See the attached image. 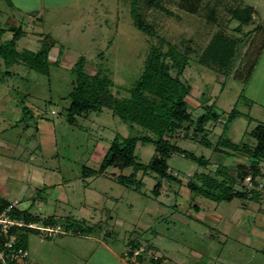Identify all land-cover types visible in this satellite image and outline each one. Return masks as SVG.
<instances>
[{"label": "rangeland", "instance_id": "1", "mask_svg": "<svg viewBox=\"0 0 264 264\" xmlns=\"http://www.w3.org/2000/svg\"><path fill=\"white\" fill-rule=\"evenodd\" d=\"M155 1H159L160 9L152 6ZM183 1L0 0V30H4L0 43L11 39L12 26L25 33L17 43V51L37 52L41 36L55 43L49 54V76L21 64L6 67L0 61V140L10 144L6 151L0 148V156L12 158L25 173L10 171L4 183L9 190L5 199L17 200L19 208H29L31 215L40 204L47 211L55 209L57 217H53L59 222L52 227L62 231L50 238L41 232L28 233L29 263L109 264L105 259H112L111 264H117L113 259H128L132 242L139 249L152 247L140 258L148 263L167 257L168 264H264V161L259 163L256 185L252 186L249 178L243 183L259 192V203L193 199L185 185L194 175L213 173L220 165H248L249 160L245 153L222 148L232 155L226 157L213 148L182 139V131L174 135L177 146L208 159L211 165L204 169L178 154L172 155L168 166L181 184L164 181L160 196L155 198L152 190L157 180L150 172L137 173L139 193L115 182L119 175L129 176L131 169L109 168L103 175L91 174L98 171L116 137L133 135L127 124L107 109L76 116L73 124L66 119L74 81L71 69L80 58L85 60L87 74L107 76L114 85L112 94L124 98L142 74L151 47L161 44L164 54L168 45L181 53L188 46L195 52L189 55L190 62L181 79L191 87L187 101L193 121L204 112L197 108L200 104L208 107L214 103L213 113L221 114L220 121L209 122L205 128V137L214 146L222 134L221 124L235 108L241 115L231 124L227 137L235 144L255 146L251 133L264 126V49L246 81V73H242L248 69L241 68L257 57L264 30L234 45L231 70L225 76L218 74V67L207 69L199 61L218 28L223 27L227 41L240 37L233 32L236 23L230 18L228 5L252 7L253 27L264 28V0H222L216 24L205 20V4L210 0L200 2L201 9L195 15L179 8ZM133 3L137 14L153 25L156 38L135 28L130 15ZM4 72L14 75L2 78ZM240 75L243 80H236ZM24 97L31 115L22 116L19 101ZM194 129L190 128L188 134ZM134 134L139 139L145 136L138 128ZM135 154L137 162L147 165L155 155V147L139 142ZM34 176L40 186L30 184ZM28 189L40 191L41 199L28 202ZM68 221L74 228L79 224V228L91 230L79 236L74 228L67 229ZM99 242L107 244L113 258L100 252Z\"/></svg>", "mask_w": 264, "mask_h": 264}, {"label": "trees", "instance_id": "2", "mask_svg": "<svg viewBox=\"0 0 264 264\" xmlns=\"http://www.w3.org/2000/svg\"><path fill=\"white\" fill-rule=\"evenodd\" d=\"M204 0H184L179 3V8L189 15H195L201 9L198 4ZM222 0H210L205 4V20H209L211 24H216V12L219 3ZM213 2V3H212ZM212 3V4H211ZM149 4H151L149 2ZM225 4H228V2ZM153 7L160 9L159 1L152 4ZM229 14L232 21L236 23L233 28L234 33L240 35L239 38L227 41L225 38L223 27L218 28L217 33L213 37L211 43L206 47L201 54L200 61L205 68L210 69L213 66L221 69L218 74L223 76L229 74L227 71L231 70V60L234 57V45H241L252 34L263 32L264 28L260 25H254L253 17L254 10L250 6L228 5ZM198 7V9H197ZM226 10V11H228ZM131 19L137 30L146 34L150 38L153 37L154 27L146 21V18L137 14L135 4L133 3L130 11ZM147 22V23H146ZM242 33L245 28H250ZM9 32L12 37L9 41L0 43V61L6 66L12 65H25L30 70L38 74L49 76L50 74V61L49 54L51 49L55 46L54 41L46 36H41L39 42L40 49L37 52H30L28 50L17 51V43L25 36L21 28L11 27ZM4 30H0L3 34ZM162 43L159 39H156ZM160 45L151 47L149 56L144 61V68L142 74L135 81L132 88L127 90V97L121 98L113 95L111 89L113 82L105 75L96 73L89 75L84 70L85 60L80 58L72 67L71 73L74 77L71 92L68 95L70 105L67 110V122L73 124L75 117L88 114L89 112L100 113L103 109L110 110L113 115L117 116L123 123L129 126L133 135L126 138L116 137L110 144L106 154L100 162L97 172L91 171V174L103 175L107 169H131L129 176L119 175L116 177L117 184L132 189L135 192H140L141 182L137 180V173L152 174L157 180V184L152 190L155 198L160 196L162 183L176 182V176L172 174L168 166V160L172 155L178 154L179 156L189 159L206 169L211 165L210 161L204 157H196L193 153H188L177 146L178 139L175 140V134L182 133V139L195 142L205 148L214 149L223 153L225 156H232L228 151L241 152L248 155L249 164H240L236 166L226 167L217 166L216 170L210 174L194 175L193 179L188 181L185 185L190 195L193 197H202L215 203L226 202L230 203L234 199L241 201L252 200L259 203V192L256 189L245 187L243 184L249 178L252 186L256 185V179L260 175L259 163L264 161V126H259L251 133L255 139V146L250 147L248 144H235L227 137V132L231 124L239 118L241 113L235 108L229 113L226 121L222 123V134L216 143L212 145L211 142L205 137L207 133L206 125L209 122L220 121L221 114H214V103L208 107L206 104H200L197 108L203 109V114L193 121L190 112V104L187 101L191 91L190 84L183 81L181 77L190 62L189 55L194 53L192 48L187 46V51L181 53L172 45H168L166 53H162ZM264 49V38L261 46L258 48L259 52L257 57L248 65L243 66L241 69H248L246 72L245 81L251 76L253 67L257 63V58L260 56ZM61 54L59 50V55ZM256 55V53H255ZM54 63H57L55 61ZM239 69V70H241ZM238 74L239 71H237ZM3 74V73H2ZM11 72H4V76L11 77ZM243 80V76L240 75ZM203 96V95H202ZM26 97L19 101V107L22 111V116L31 115L30 109L25 105ZM205 103V102H204ZM194 127L192 134H188L190 128ZM138 128L145 133V136L138 138L134 131ZM142 146L151 144L155 147V155L147 165H142L137 162L135 148L138 143ZM226 156V157H227ZM39 196V193L38 195ZM8 201L0 199V208L3 209L8 205ZM196 213L199 209L193 207ZM13 217L18 220L24 221L26 224L35 223L42 226L57 225L59 219L54 217L42 218L39 215L30 214L28 210H13ZM71 221V220H70ZM70 221L67 223V229L74 228ZM79 224L75 225L74 232L85 234L89 233L91 229H84ZM88 230V231H86ZM30 232L39 231L33 229H23L19 236V246L26 249V239ZM130 252L128 258L133 257V253L138 250L137 257L132 263L140 260L141 255L148 253L151 246L139 249L138 244L129 243ZM164 259L157 258L152 263L159 264ZM26 262V261H25Z\"/></svg>", "mask_w": 264, "mask_h": 264}, {"label": "built area", "instance_id": "3", "mask_svg": "<svg viewBox=\"0 0 264 264\" xmlns=\"http://www.w3.org/2000/svg\"><path fill=\"white\" fill-rule=\"evenodd\" d=\"M19 204L17 200H14L9 202L5 208H0V264H25L28 252L18 244L23 229L37 230L43 233L46 238L62 233L60 227L53 228L35 223L26 224L13 217V210H22L19 208ZM137 255L138 251L134 252L132 259L134 260Z\"/></svg>", "mask_w": 264, "mask_h": 264}, {"label": "crops", "instance_id": "4", "mask_svg": "<svg viewBox=\"0 0 264 264\" xmlns=\"http://www.w3.org/2000/svg\"><path fill=\"white\" fill-rule=\"evenodd\" d=\"M9 145L10 144L0 140V148H4L5 151H6V148L9 147ZM12 170L13 171L14 170L20 171L21 175L25 174L24 171H23V167L21 165L18 166L17 162L13 161L12 158H8V157L5 158V157H1L0 156V181H1L0 184L3 185V186H1V189H0V199H5L6 196L8 195V191L9 190L7 189L6 185L4 186V183L8 182V179L10 178V176H9L10 175V171L12 172ZM35 177H37V176L32 177V179L30 181L31 182L30 184H32L34 187L40 186V182L38 183V182H36L34 180ZM38 192H40V191H38L37 189H35L34 192H32L30 189H28V193L26 194L27 198L29 199L28 202L33 200L34 198L37 199L39 197V196H37ZM32 195H35V197L32 196ZM32 205H33V203H30L29 207L32 208ZM25 210H28L30 212L29 208H26ZM47 212H48V214H47ZM35 215H39L42 218H46V217H49V216L50 217L51 216L52 217L56 216L57 212H55V209L54 210L53 209L50 210V208H49V211H47V210L43 209L42 208V204H40V208L38 209V211H36ZM76 234L79 235V236L82 235L80 233H76ZM82 237L83 238H87L86 236L85 237L82 236ZM26 246H27V244H26ZM97 248H100V252L103 253L104 255L106 254V256H108L109 258H113V256H112L113 252L107 246V244H105L103 242H101V243L99 242V246H97ZM94 254H96V253L94 252ZM164 258H166V259H163L159 264H168L166 262L167 257H164ZM93 260H95V259H93ZM111 260L112 259H105V263L108 262L109 264H111ZM113 260L116 261L117 264H153V263L146 262L144 259H140V260L138 259V261L135 262V263H132L133 262L132 258H130V259L129 258L128 259H116V260L113 259ZM25 264H31V263H29V259L26 260ZM89 264H91V263H89Z\"/></svg>", "mask_w": 264, "mask_h": 264}]
</instances>
